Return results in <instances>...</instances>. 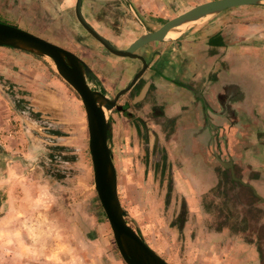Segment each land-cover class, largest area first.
<instances>
[{
  "label": "rangeland",
  "instance_id": "1",
  "mask_svg": "<svg viewBox=\"0 0 264 264\" xmlns=\"http://www.w3.org/2000/svg\"><path fill=\"white\" fill-rule=\"evenodd\" d=\"M205 1L82 0L81 12L115 47L125 48L139 35ZM74 4L75 0H0V22L72 51L91 70L90 86L113 97L133 78L124 75L134 68L133 59L108 52L78 22ZM231 9L248 12L229 16V23L246 24L254 38L264 40V3ZM141 81L117 100L130 116L115 108L107 112L117 192L127 222L146 243L168 262L184 264L176 258L198 251L186 246L184 231L193 229L196 235L199 224L194 215L188 221L190 213L171 190L170 177L160 174L167 165L154 153L150 132L146 135L152 113L144 112L143 100L130 102ZM55 149L67 155L64 161L51 160ZM246 197L222 183L204 197L208 213L199 223L210 230L227 226L241 242L255 243L263 260L264 224H252L260 215L240 206ZM186 261L205 260L198 255ZM0 264H126L94 188L79 95L50 58L6 46H0Z\"/></svg>",
  "mask_w": 264,
  "mask_h": 264
},
{
  "label": "crops",
  "instance_id": "2",
  "mask_svg": "<svg viewBox=\"0 0 264 264\" xmlns=\"http://www.w3.org/2000/svg\"><path fill=\"white\" fill-rule=\"evenodd\" d=\"M230 10L139 52L147 62L139 82L147 89L132 102L143 100L144 112L152 113L146 135L167 165L160 174L170 177L188 221L194 215L199 224L196 235L184 231L186 246L198 251L177 257L178 263L199 255L203 264H264L255 243L241 242L227 226L210 230L199 223L208 213L204 197L228 183L247 196L241 207L259 213L252 224H264V40L248 25L228 22L248 11ZM133 62L124 75L140 70L141 61Z\"/></svg>",
  "mask_w": 264,
  "mask_h": 264
},
{
  "label": "water",
  "instance_id": "3",
  "mask_svg": "<svg viewBox=\"0 0 264 264\" xmlns=\"http://www.w3.org/2000/svg\"><path fill=\"white\" fill-rule=\"evenodd\" d=\"M82 0H75L74 13L81 26L93 36L108 52L119 57L139 59L140 70L133 76L129 84L119 90L113 97L102 94L90 87L83 73L85 63L72 51L28 32L20 27L0 22V46L11 47L51 59L55 70L79 95L84 107L88 150L90 154L94 188L110 225L117 250L126 264H171L152 249L144 238L126 220L117 192V176L108 145L109 124L107 112L112 108L121 109L116 102L120 95L128 91L147 68L144 57L136 50L142 46L175 36L184 29L200 23L224 10L249 5L263 4L264 0H208L199 3L178 15L168 19L155 30L143 33L135 38L127 47H115L107 38L98 33L84 18L81 12ZM175 33L174 35H168ZM84 70L89 72L85 65ZM147 89L143 85L138 95L141 99ZM229 164V162H228ZM261 201L264 199L259 197Z\"/></svg>",
  "mask_w": 264,
  "mask_h": 264
},
{
  "label": "flooded vegetation",
  "instance_id": "4",
  "mask_svg": "<svg viewBox=\"0 0 264 264\" xmlns=\"http://www.w3.org/2000/svg\"><path fill=\"white\" fill-rule=\"evenodd\" d=\"M119 57V56H118ZM81 59V58H80ZM82 60V59H81ZM83 61V60H82ZM86 65V64H85ZM85 65H82V69H83V73H84V75H85V78L87 79V82H88V79L90 80V81H94V78H93V74H92V72H91V70L89 69V72H86L85 70H84V68H85ZM87 66V65H86ZM89 68V67H88ZM132 79V78H131ZM139 79H140V77L136 80V82L131 86V88L128 90V91H126L125 93H127V92H130L131 90H136V85H137V83L139 82ZM131 81V80H130ZM129 81V82H130ZM129 82L127 83V85L129 84ZM90 85V84H89ZM126 85V86H127ZM125 86V87H126ZM141 86H142V84H141ZM92 89H94V90H97V91H99V92H101L98 88H96L95 86H90ZM124 87V88H125ZM102 93V92H101ZM124 94V93H123ZM122 94V95H123ZM121 96V95H120ZM130 102L131 103H133L134 104V102H132V99L130 100ZM117 103V102H116ZM118 104V103H117ZM119 105V104H118ZM121 106V109H115L116 111H121V112H123V113H125L126 115H128V116H130L131 115V113H129V112H127V111H125V108H124V106H122V105H120ZM258 199V198H257Z\"/></svg>",
  "mask_w": 264,
  "mask_h": 264
},
{
  "label": "trees",
  "instance_id": "5",
  "mask_svg": "<svg viewBox=\"0 0 264 264\" xmlns=\"http://www.w3.org/2000/svg\"><path fill=\"white\" fill-rule=\"evenodd\" d=\"M56 149L57 150H59V148H57L56 147ZM53 150V152L54 153H52L51 155H50V157H51V160L52 161H54V160H56V161H59V162H62V161H64V158H65V156H67V155H62L59 151H57V150ZM182 224H180V226H181ZM139 233V232H138ZM140 234V233H139Z\"/></svg>",
  "mask_w": 264,
  "mask_h": 264
},
{
  "label": "bare ground",
  "instance_id": "6",
  "mask_svg": "<svg viewBox=\"0 0 264 264\" xmlns=\"http://www.w3.org/2000/svg\"><path fill=\"white\" fill-rule=\"evenodd\" d=\"M174 34H175V33H169L168 35H171V36H172V35H174ZM108 119H110V118H108Z\"/></svg>",
  "mask_w": 264,
  "mask_h": 264
}]
</instances>
